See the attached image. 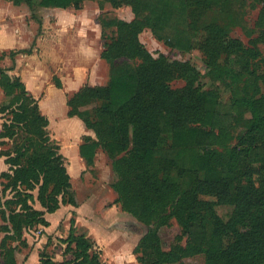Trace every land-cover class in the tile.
I'll use <instances>...</instances> for the list:
<instances>
[{"label":"trees","instance_id":"obj_1","mask_svg":"<svg viewBox=\"0 0 264 264\" xmlns=\"http://www.w3.org/2000/svg\"><path fill=\"white\" fill-rule=\"evenodd\" d=\"M224 1H115L116 7H130L134 18L112 22L116 35L106 41L101 54L112 65L110 82L85 85L68 102V115L81 119L96 136L85 139L79 149L81 157L93 165L99 149L107 154L117 176L112 188L118 203L148 227L137 247L142 254L140 264H173L200 255L204 264H264V171L255 167L256 162L264 163V92L260 88L261 84L264 87V74L252 69L253 61L260 57L255 47L248 48L238 39L227 41V28L203 21L209 9H220ZM259 1L263 6L258 24L264 27V0ZM80 2L40 0L39 4L78 9ZM146 29L157 40L183 52H189L196 39L207 67L222 81L233 78L235 70L222 65L220 58L224 55L230 61L237 55L244 59L242 91L236 78L232 81L235 85L230 84L231 103H222L216 91L202 88L201 74L191 63L170 61L163 54L156 58L141 41ZM3 59L0 54V88L7 97L0 104V145H10V151L0 153L9 167L0 175V217L4 222L0 225L4 234L0 249L3 264H17L19 248L10 242L27 247L25 232L48 227L46 214L57 212L62 202L77 206V201L61 147L51 137L49 119L22 79L13 78L11 69L2 66ZM122 59L133 63L113 65ZM175 80H182L184 86L173 89L170 84ZM98 103L94 119L87 108ZM235 109L250 114L246 134L232 149L236 153L243 147L238 169L220 161L216 151L200 152L233 128ZM196 127L200 129H193ZM164 134L172 135L170 147H160ZM175 169L191 181L187 179L185 185L173 181L170 174ZM241 179L249 183L236 187L234 194L231 188ZM8 191L11 199L4 198ZM201 197L231 201L235 206L231 218L224 220L217 214L206 223L205 211L209 215L215 208ZM37 202L45 211L35 208ZM172 219L184 228L189 244L166 252L159 229ZM63 242L74 257L65 264H107L95 250L94 241L77 234L74 220ZM39 264L61 263L43 251Z\"/></svg>","mask_w":264,"mask_h":264},{"label":"rangeland","instance_id":"obj_2","mask_svg":"<svg viewBox=\"0 0 264 264\" xmlns=\"http://www.w3.org/2000/svg\"><path fill=\"white\" fill-rule=\"evenodd\" d=\"M79 1L81 2L78 9L74 7L61 9L41 7L40 0H0V54L4 58L2 66L11 69L10 75L13 78L22 79L38 100L42 113L49 119L51 137L61 147L77 201V206L62 202L56 213L47 214L53 224L49 234L41 230L43 226H39L28 230V234L25 232L24 237L30 244L42 246L35 253L36 259L44 251L58 263H68L74 257L66 250L67 245L63 239L69 236L71 221L74 220L77 234H86L94 241L95 250L101 253L105 263L140 264L142 254L137 247L148 227L135 216L122 210L118 203V195L112 188L117 176L113 172L111 159L103 150L99 149L93 165H87L84 159L83 163L79 162L80 146L87 137L96 139V136L92 130L83 126L78 117L68 115L70 98L83 86L109 84L112 65L102 59L101 54L106 41H110L116 35L112 22L117 19L130 21L134 15L130 7H116L117 0ZM262 6L259 0H225L220 9H209L203 21L216 22L227 28L229 31L227 41L238 39L248 48L255 47L260 57L253 61L252 69L264 74L262 30L264 27L258 24ZM140 38L156 58L163 54L170 61L189 62L195 66L201 74L202 88L205 91H216L222 103H231L233 89L230 84L235 85L232 81L236 78H239L242 91L245 84L244 78H241L244 76L241 75L244 59L237 55L233 56L234 60L227 61L224 55L219 60L222 65L228 64L235 70L234 77L226 78L227 82H225L226 80H220L207 67L195 37L194 46L189 52L180 51L157 40L150 29L144 30ZM125 62L133 63L122 59L113 65ZM184 84L182 80H175L170 86L179 89ZM260 88L264 92L263 84ZM98 106L100 103L87 108L94 119V109ZM233 113V128L220 136L218 143L211 147L200 148V152L204 155L216 151L220 154V161L238 169L237 160L242 161L243 147L238 148L236 153H233L232 149L239 145V137L246 134L250 114L236 109ZM203 128L213 130L209 127ZM215 132L219 133L218 130ZM172 141L171 134H164L160 139V147H170ZM6 151H10V145L1 144L0 153ZM262 165L263 162L255 163L256 168L263 167L264 171ZM170 178L181 185L187 184V179L191 181V177L181 176L176 169L171 172ZM2 182L0 177V197L3 195ZM248 183V179L236 180L231 188L232 192L236 194V187ZM12 197L10 191L4 196L6 199ZM201 199L207 203V206L214 205L215 208L209 215H206L208 212L205 211L206 223H211L217 214L224 220L231 218L235 207L231 201L220 203L214 197H201ZM35 208L45 211L38 202ZM1 223L3 221L0 217ZM39 235L47 241L46 244H41L42 239L37 240ZM159 236L166 252L184 249L189 244V236L176 219L161 226ZM1 241L2 239L0 243ZM227 241H230V238ZM10 245L19 248L16 252L19 264H26L30 246L20 247L19 242L12 241ZM204 263L205 258L200 255L173 264ZM0 264H3L1 249Z\"/></svg>","mask_w":264,"mask_h":264},{"label":"crops","instance_id":"obj_3","mask_svg":"<svg viewBox=\"0 0 264 264\" xmlns=\"http://www.w3.org/2000/svg\"><path fill=\"white\" fill-rule=\"evenodd\" d=\"M5 101H7V97L5 96V94H4V92H3V90L0 88V104H2L3 102H5ZM81 120V119H80ZM2 120H1V117H0V127H1V124H2ZM81 122H82V120H81ZM82 124H83V126L85 127V125H84V123L82 122ZM67 157V156H66ZM78 160H80L79 162L80 163H83L84 162V160H83V158L81 157V155H80V152H79V154H78ZM67 162H68V157H67ZM85 164V163H84ZM9 170V167H8V165L5 163V159L4 158H0V175H1V173H3V172H7ZM56 213V212H55ZM54 214V213H53ZM53 214H50V215H53ZM45 217H46V219H47V221L50 223V225L48 226V227H44L43 226V228L41 229L42 231H44L45 233H47V234H49V230H50V228L52 229V227H53V224L51 223V221H50V217H49V215H45ZM4 224V222L3 223H1L0 225H3ZM36 229V228H35ZM41 232V231H40ZM26 234H28V231L26 232ZM3 236H4V234L3 233H1L0 232V240L3 238ZM38 239H42L40 242H41V244L42 243H44V244H46V242L47 241H45V239L43 238V236L41 235H39L38 236V238H37V240ZM27 243H28V245L30 244L29 243V241H27ZM30 246V253H28L27 255H29V257H27V260H26V264H39L40 263V256H38L37 257V259L35 258L36 256H35V253L40 249V248H42V246L41 245H34V244H30L29 245ZM39 255V254H38ZM35 258V259H34ZM16 260H17V264H19V260H18V258H16Z\"/></svg>","mask_w":264,"mask_h":264}]
</instances>
